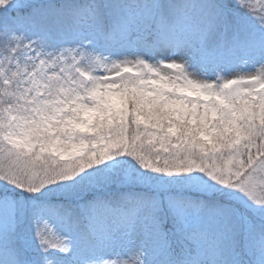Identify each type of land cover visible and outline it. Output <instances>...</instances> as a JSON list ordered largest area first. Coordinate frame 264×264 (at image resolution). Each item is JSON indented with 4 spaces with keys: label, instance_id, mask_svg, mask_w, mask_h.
I'll return each instance as SVG.
<instances>
[{
    "label": "snow or ice",
    "instance_id": "1",
    "mask_svg": "<svg viewBox=\"0 0 264 264\" xmlns=\"http://www.w3.org/2000/svg\"><path fill=\"white\" fill-rule=\"evenodd\" d=\"M0 264H264V0H0Z\"/></svg>",
    "mask_w": 264,
    "mask_h": 264
}]
</instances>
